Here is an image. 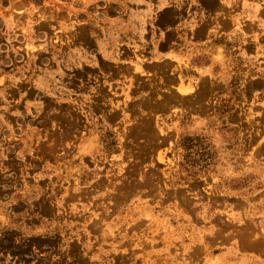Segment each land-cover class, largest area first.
<instances>
[{"label":"rangeland","instance_id":"obj_1","mask_svg":"<svg viewBox=\"0 0 264 264\" xmlns=\"http://www.w3.org/2000/svg\"><path fill=\"white\" fill-rule=\"evenodd\" d=\"M0 264H264V0H0Z\"/></svg>","mask_w":264,"mask_h":264},{"label":"crops","instance_id":"obj_2","mask_svg":"<svg viewBox=\"0 0 264 264\" xmlns=\"http://www.w3.org/2000/svg\"><path fill=\"white\" fill-rule=\"evenodd\" d=\"M173 52H174V49L171 50V51L169 52V54L167 53L166 56H165V58H167L168 56H170Z\"/></svg>","mask_w":264,"mask_h":264},{"label":"bare ground","instance_id":"obj_3","mask_svg":"<svg viewBox=\"0 0 264 264\" xmlns=\"http://www.w3.org/2000/svg\"><path fill=\"white\" fill-rule=\"evenodd\" d=\"M188 89H186L185 91H187ZM182 92V91H181ZM188 92V91H187ZM186 94V92H184Z\"/></svg>","mask_w":264,"mask_h":264}]
</instances>
